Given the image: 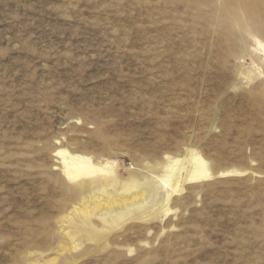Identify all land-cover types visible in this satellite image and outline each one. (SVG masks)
Instances as JSON below:
<instances>
[{
  "label": "rangeland",
  "instance_id": "rangeland-1",
  "mask_svg": "<svg viewBox=\"0 0 264 264\" xmlns=\"http://www.w3.org/2000/svg\"><path fill=\"white\" fill-rule=\"evenodd\" d=\"M0 264H264V0H0Z\"/></svg>",
  "mask_w": 264,
  "mask_h": 264
},
{
  "label": "bare ground",
  "instance_id": "bare-ground-1",
  "mask_svg": "<svg viewBox=\"0 0 264 264\" xmlns=\"http://www.w3.org/2000/svg\"><path fill=\"white\" fill-rule=\"evenodd\" d=\"M259 44L263 46L260 42ZM251 63L256 65L255 61L253 60ZM58 153L64 159V166L65 169L67 170V174L69 177L74 178L82 175L91 176L90 179L83 180V182L85 181L86 184L88 185H92V186L97 185L102 188L108 184L113 186L114 184L119 182L124 183L125 185L124 190H129L132 187L141 188L140 192L142 194L139 196V193L136 191L133 194V198L132 200H130V202L129 200L126 199L121 200L122 197L118 199H114L111 203L113 205H111V207L109 208L110 213L121 214L123 213V211H127L131 209V207L127 209L129 205L130 206L134 205L140 201L155 202L159 200V198H157L155 195V191H156L155 186L148 180H145L140 184V182L139 181L137 182L136 179H134L133 177H131L128 181H122L121 178L115 176L116 174H114V176H110L107 178L99 176L100 174L105 172H110V173L113 172L114 165H112L110 162H105L96 165L93 164L90 159L84 157H73L71 160H67L64 151H59ZM180 166H181V161L177 160L176 162H174L173 168L170 171L172 178L171 176H169L168 178L161 180V183L164 186L170 184L173 191L177 189L178 180H176V176L177 174H180V168H181ZM210 176L211 173L207 168L206 161L203 158L193 154L190 159V167L188 170V174L186 176V180H199L201 178H207ZM111 190L114 191L113 188H111ZM134 206H139V205H134ZM80 211L86 212L88 211V207H84Z\"/></svg>",
  "mask_w": 264,
  "mask_h": 264
}]
</instances>
